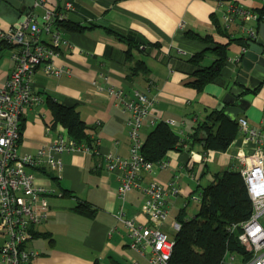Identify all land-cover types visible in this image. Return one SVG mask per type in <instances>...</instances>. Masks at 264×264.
Instances as JSON below:
<instances>
[{
	"label": "crops",
	"instance_id": "0c3cea01",
	"mask_svg": "<svg viewBox=\"0 0 264 264\" xmlns=\"http://www.w3.org/2000/svg\"><path fill=\"white\" fill-rule=\"evenodd\" d=\"M263 4L264 0H74V10L66 13L67 19L79 24L92 19L95 26L81 32H65L67 44L61 45L53 58L54 64L64 72L53 77L38 69L34 87L44 97L50 96L77 110L87 126V134L98 146V154L65 152L58 156L62 161L60 171L50 167L28 169L36 183L50 192L45 197L48 218L35 227L27 244L39 253L36 264H112V260L119 264H148L147 248L129 247L127 231L117 217L122 204L116 192L119 173L108 171L102 160L106 152L127 158L130 149L125 125L128 114L107 94L108 88H121L126 99L132 97L134 89L147 92L153 99L139 132L142 142L158 121L169 123L185 141L181 150L167 152L166 166L153 165L150 173L142 174L144 183L156 180L167 188L168 220L163 230L169 235L174 234L169 222L176 220L180 212L189 218L198 210L199 202L193 199L199 194L197 190L226 168L240 171L244 167L238 158L252 155L255 146L244 140L242 132H237L223 152L203 150V132L198 138L190 137L232 84L241 46L228 45L229 60L222 71L225 83H209L201 92L186 85L188 74L172 67L171 56L191 54L205 47L203 42L190 38L188 31L210 34L215 42L227 43L228 38L216 32L214 19L225 25L233 37L245 35L246 27L256 32V20H242L235 15L233 22L225 23L223 15L236 6L254 11ZM62 6L63 0H45L31 11L32 20L40 23L46 8L62 9ZM8 24L0 18L3 28ZM104 27L132 30L157 45L134 50L130 61L125 56L127 45ZM9 51L12 54V49ZM3 53L0 87L15 65L13 57L3 58ZM135 60H143L148 71L130 76ZM237 117H244L251 127L260 128L264 124V84L249 107ZM22 122L20 154L34 153L53 143L60 132L65 133L60 125H52L46 101L26 108ZM101 160L102 166L96 167ZM155 166L159 169H153ZM172 183L178 187L177 193L170 191ZM144 198L143 188L128 191L123 201L124 217L144 222L141 212ZM79 201L90 203L92 216L74 210Z\"/></svg>",
	"mask_w": 264,
	"mask_h": 264
},
{
	"label": "built area",
	"instance_id": "2783aa9c",
	"mask_svg": "<svg viewBox=\"0 0 264 264\" xmlns=\"http://www.w3.org/2000/svg\"><path fill=\"white\" fill-rule=\"evenodd\" d=\"M45 0H35V5H43ZM63 8H46L40 23L28 14L6 28L0 25V40L13 45L14 68L0 87V264H36L37 250L29 247L35 227L48 218V189L36 183L29 168L50 167L61 170L60 154L83 152L98 154V146L77 144L65 133L60 132L50 145L38 148L34 153L20 154L18 151L21 137V116L28 107L44 102V96L34 87V76L39 69L45 76H60L64 70L54 64L58 48L67 44L64 31L55 25V20H64L66 13L74 10V0H63ZM234 13V15H233ZM242 20L257 14L240 7L228 10L223 19L225 23L234 21L233 16ZM245 35L255 37L253 28L246 27ZM244 51L245 48L242 47ZM69 73V71H66ZM107 94L122 105L127 112L125 125L130 140L129 156L120 158L112 152L102 156L108 171L119 173L117 195L122 204L118 219L124 224L131 249L147 248L148 264H170L174 246V234L163 230L168 220L165 194L166 186L156 180L144 183L142 174L150 173L153 164L141 156L142 141L140 129L150 112L153 99L147 92L134 89L132 97L126 99L121 88H108ZM238 129L244 140L253 144L252 155L238 158L243 168L240 174L252 202L250 216L240 223L230 226L232 231L239 230L238 241L249 259L242 260L238 255L226 254L221 264H264V124L260 128L251 127L244 117H239ZM48 129V128H47ZM101 162L96 167L102 166ZM162 162L159 166H166ZM143 188L145 195L141 212L145 221L135 217H124L123 201L125 194L132 189ZM172 193L178 192L175 184L170 185ZM199 201L198 196L193 197ZM172 233L180 227L176 220L169 222ZM237 258H236V257Z\"/></svg>",
	"mask_w": 264,
	"mask_h": 264
},
{
	"label": "trees",
	"instance_id": "16d2710c",
	"mask_svg": "<svg viewBox=\"0 0 264 264\" xmlns=\"http://www.w3.org/2000/svg\"><path fill=\"white\" fill-rule=\"evenodd\" d=\"M59 10V9H58ZM257 14L255 29H259L260 23H264V4L252 11ZM216 32L226 38L227 43H218L210 34L200 35L188 31L187 35L205 44L200 51L182 56H171L172 67L188 74L186 85L198 92L209 83L224 84L222 71L229 60L228 45L235 43L246 48V43L251 37L243 35L233 37L227 32L225 25L218 20H213ZM55 25L64 32L84 31L92 28V19H87L86 24L74 23L68 20H55ZM119 41L127 45L125 56L133 61V51H142V47H153L157 43H150L132 30L120 31L112 27H104ZM159 46V45H158ZM14 46L0 40V55L5 50ZM145 51V50H144ZM143 51V52H144ZM211 58L210 64H203L204 59ZM170 60V59H169ZM130 76L146 73L148 67L143 60H135L131 68ZM258 91L255 90L256 94ZM52 117V125H60L65 134L77 144L94 146L92 139L86 132L87 126L73 106H66L57 102L50 96L44 97ZM228 120L221 111L210 110L205 119L199 122L190 137L198 138L203 132L206 136L203 150L223 152L228 149L235 138L238 129V120ZM23 122L20 132L23 131ZM202 134V133H201ZM185 141L176 134L170 124L158 121L142 142L141 156L145 161L153 165H160L166 159V154L171 150H181ZM198 191L199 207L192 217H185L183 211L176 217L180 227L174 233V246L170 258V264H221L226 254L238 255L242 260H247L250 254L245 251L238 241L239 230L232 231L230 226L234 223L245 221L251 213L252 202L248 195L246 185L240 171L226 168L214 175L209 184ZM74 210L92 216L94 210L90 203L79 201ZM112 264H119L112 260Z\"/></svg>",
	"mask_w": 264,
	"mask_h": 264
},
{
	"label": "water",
	"instance_id": "95a60500",
	"mask_svg": "<svg viewBox=\"0 0 264 264\" xmlns=\"http://www.w3.org/2000/svg\"><path fill=\"white\" fill-rule=\"evenodd\" d=\"M34 7L35 0H0V18L14 23L22 15L31 14ZM254 34L255 37L247 41L244 51L241 47L232 84L215 107L228 120H235L243 114L255 95L254 91L264 84V23H260Z\"/></svg>",
	"mask_w": 264,
	"mask_h": 264
},
{
	"label": "rangeland",
	"instance_id": "374dc122",
	"mask_svg": "<svg viewBox=\"0 0 264 264\" xmlns=\"http://www.w3.org/2000/svg\"><path fill=\"white\" fill-rule=\"evenodd\" d=\"M4 55H3V58H9V57H11L12 56V54H11V51H9V50H6V51H4V53H3ZM211 58H206V59H204V62H203V64H210V62H211ZM62 162V161H61ZM159 169L157 166H155L153 169ZM191 208L193 209V205L191 204ZM191 209V210H192ZM236 257V256H235ZM237 258V257H236Z\"/></svg>",
	"mask_w": 264,
	"mask_h": 264
}]
</instances>
